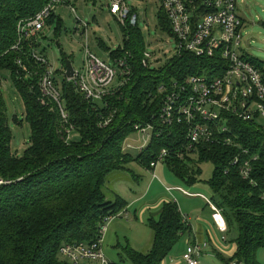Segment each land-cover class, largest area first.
I'll return each mask as SVG.
<instances>
[{
	"label": "trees",
	"instance_id": "16d2710c",
	"mask_svg": "<svg viewBox=\"0 0 264 264\" xmlns=\"http://www.w3.org/2000/svg\"><path fill=\"white\" fill-rule=\"evenodd\" d=\"M51 0H0V70L9 69L15 86L25 102V118L31 127V140L23 155L12 150L13 133L7 108L0 98V264H74L62 255L68 244H91L100 238L101 225L107 217L126 210L127 201L117 195L110 200L105 192L109 176L127 171L133 161L153 170L162 149L170 155L163 161L172 173L186 184L200 179L197 161H211L214 171L208 181L219 200L213 201L223 210L228 231L235 228V251L217 255L225 264H260L257 252L264 248V130L231 118L232 143L212 142L190 147L183 125H175L170 133L153 135L138 156L123 149L135 125L156 121L165 91L162 85L183 81L190 75H221L214 70L223 63L219 54L212 57L181 52L163 67H144L141 59L145 47L137 25L122 26L124 44L110 55L129 51L133 74L116 94L103 101H90L72 83H58L70 123L79 138H68L67 129L52 103L43 105L38 86L39 75L24 78L16 60L22 56L32 69L41 66L30 57L29 44L24 53L11 49L18 39V23L35 16ZM136 12L134 9L132 10ZM159 20L171 34L167 16L160 8ZM245 21V19H244ZM63 20L53 14L48 24ZM33 46H37L34 42ZM245 57L264 71V61L245 53ZM63 68L66 69L65 61ZM113 111L112 121L100 126L102 117ZM16 123L22 122L17 115ZM71 132V133H72ZM71 135V134H70ZM235 135V136H234ZM248 150V154H244ZM257 155L252 162L251 182L241 175V162ZM196 157V158H195ZM153 232L150 251L144 253L127 245L125 259L113 264H161L190 230L175 200L165 202L158 218H149ZM191 243H194L191 241Z\"/></svg>",
	"mask_w": 264,
	"mask_h": 264
},
{
	"label": "built area",
	"instance_id": "2783aa9c",
	"mask_svg": "<svg viewBox=\"0 0 264 264\" xmlns=\"http://www.w3.org/2000/svg\"><path fill=\"white\" fill-rule=\"evenodd\" d=\"M169 25L171 35L176 43V55L189 52L196 56L212 57L220 55L223 63L214 68L223 72L221 75L194 74L183 81H173L160 87L165 91L161 111L156 121L135 125V129L143 134L144 139L140 151L150 143L153 135L170 133L172 127L179 124L185 128V137L190 147L196 144L223 142L230 144L232 130L231 118L252 123L264 130V71L251 63L245 53L239 51L242 43V30L245 24L244 17L239 12L238 0H159ZM66 4L72 11H76L68 0H51L35 16L21 20L18 23V39L11 49L24 53V45L31 48L30 57L41 66V71L30 68L22 56H18L16 65L24 78L34 74L39 75L38 86L40 100L43 105L54 104L67 129L68 138L74 130L70 123V114L65 99L55 75L56 70L48 58L37 50V38L41 35L49 18L56 14L58 6ZM109 10L117 21L123 26L137 25L138 16L132 11L126 0H111ZM132 54L129 51L121 56H111L109 63L88 47L85 53V64L81 70L74 68L72 77H68L66 69H62L66 83H72L84 99L90 101H103L116 94L128 82L133 74ZM154 54L144 52L141 63L150 68ZM61 71V72H62ZM62 80V82H63ZM117 80V85L113 84ZM114 116L111 111L101 120L100 126H107ZM235 136V135H234ZM134 148L125 144L123 149ZM248 154V150L243 151ZM170 155L169 149H162L157 161L151 163L153 177L157 178L155 169L159 162ZM257 155H250L241 162L237 156L233 164H240L241 175L251 180L252 162ZM184 195L201 197L212 210V218L218 231L224 235L228 232V223L223 210L202 193H192L182 187H176ZM169 192L172 188H167ZM126 210L107 217L101 225L100 238L91 243L68 244L61 248L63 256L74 264L81 259L97 261V264H113L103 252L104 234L108 223L113 217H121ZM188 224L187 217L184 216ZM208 244L189 243L183 253L185 264H200L199 258ZM237 264V263H233Z\"/></svg>",
	"mask_w": 264,
	"mask_h": 264
},
{
	"label": "rangeland",
	"instance_id": "374dc122",
	"mask_svg": "<svg viewBox=\"0 0 264 264\" xmlns=\"http://www.w3.org/2000/svg\"><path fill=\"white\" fill-rule=\"evenodd\" d=\"M126 1L138 16L137 26L141 31V41L145 51L154 54L150 69L163 67L176 55V43L174 37L160 23V1ZM68 2L74 6L75 12L66 4L58 6L55 11V15L63 20L61 30L56 31L57 22L46 24L36 41L37 50L43 53L55 68V77L58 82H62L65 77L62 71L63 61L69 59L76 70H81L85 64V53L88 47L98 57L111 63L110 51L116 50L125 41L122 25L109 10L111 0H68ZM238 4L239 12L245 18L239 51L264 61V0H238ZM113 84L117 85V80ZM0 98L3 99L7 108L13 133L12 150L21 156L30 144L31 127L25 118V102L15 86L9 69L0 70ZM15 115L22 122L16 123L14 121ZM143 136L139 132L129 135L125 144H131L134 148H127L126 152L135 157L138 156L141 152L138 146L144 144ZM69 138L70 140L78 139V132H72ZM197 164L201 168L200 180L189 185L175 176L168 164L163 161L159 162L155 169L157 178L153 177V171H148L141 163L133 161L128 165L127 171L115 172L109 176L105 192L110 200H114L117 195L126 200H131L132 196L135 197V192L137 195L149 193L145 201L156 199L161 195L171 199L179 197L184 208L189 203L187 202L189 198L176 189V187H182L192 193H202L212 201L213 199L218 201L219 195L213 191L208 183L213 175V163L211 161L202 163L197 161ZM169 187L172 188L171 192L167 190ZM192 199H196L195 202L197 203V207H193L195 212L198 211V206H203L205 212L211 210L203 198L194 197ZM135 209H138V206L132 207L127 214L121 217H113L108 223V231L105 232L106 235L104 234L103 239V252L111 263L125 259L124 248L127 245L144 253L152 248L153 232L147 223L151 216L147 213L142 219L139 216L136 219L133 216ZM190 215L194 216L193 211ZM219 234L221 238V233L219 232ZM224 236L226 238L223 240L233 246L237 230L233 228ZM177 245L161 264L174 262ZM223 253L226 256L225 251ZM179 259L183 261L181 255ZM257 259L260 264H264V248L258 250ZM199 262L200 264H225L211 246L205 248ZM79 264H97V261L81 259Z\"/></svg>",
	"mask_w": 264,
	"mask_h": 264
},
{
	"label": "crops",
	"instance_id": "0c3cea01",
	"mask_svg": "<svg viewBox=\"0 0 264 264\" xmlns=\"http://www.w3.org/2000/svg\"><path fill=\"white\" fill-rule=\"evenodd\" d=\"M148 171H152V170H148ZM148 195L149 193L147 195L145 193L137 195V193L135 192V197L132 196L131 200L125 199L128 203L126 207V214L129 212V210H131L132 207L134 208L135 206H138V209H135L134 214H133V216L136 219H138V216L142 219L144 215H146L147 213H149L150 216L153 218H158L162 211L164 203L169 202L171 200H175L179 206V209L182 215L187 217L188 219V225L190 227V230L182 236L180 242L178 243L177 245L178 247H177V250L175 251V256H174L175 260L174 262H171L172 264H175L177 261L178 262L176 264H185L184 261L179 259V256L181 255V258H182L187 245L191 243V241H193L194 243L205 242L208 244V247L211 246L212 249H217L218 251H221L222 253L225 251L226 255L233 254L236 246L234 245L232 246L229 242H225L224 240H222V234L220 238L219 231L217 227L215 226L213 218H212L211 210L209 209L210 211L207 210V212H205V209L202 208L203 206L202 207L198 206L199 208H198V211L196 212L193 210V207L194 208L197 207L196 206L197 203L195 202L196 199H192L194 197H190V196L187 197L189 198V200L187 201L189 203L187 204V206H184L185 208V211H184V208L181 205V199L179 197L174 196L175 199H171L165 195H161L160 197L156 199L145 201L147 200ZM183 202L185 205V200ZM192 211H193L194 216L190 215ZM148 220H147V223H148Z\"/></svg>",
	"mask_w": 264,
	"mask_h": 264
},
{
	"label": "water",
	"instance_id": "95a60500",
	"mask_svg": "<svg viewBox=\"0 0 264 264\" xmlns=\"http://www.w3.org/2000/svg\"><path fill=\"white\" fill-rule=\"evenodd\" d=\"M65 65H66V74H67V76L68 77H72L73 74H74V67L72 65V62L69 59H67L65 61Z\"/></svg>",
	"mask_w": 264,
	"mask_h": 264
}]
</instances>
